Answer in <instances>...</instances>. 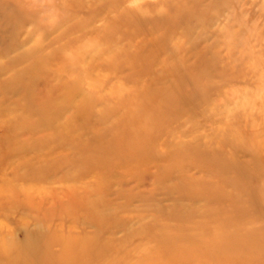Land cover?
Listing matches in <instances>:
<instances>
[{
    "label": "rangeland",
    "instance_id": "rangeland-1",
    "mask_svg": "<svg viewBox=\"0 0 264 264\" xmlns=\"http://www.w3.org/2000/svg\"><path fill=\"white\" fill-rule=\"evenodd\" d=\"M0 264H264V0H0Z\"/></svg>",
    "mask_w": 264,
    "mask_h": 264
}]
</instances>
